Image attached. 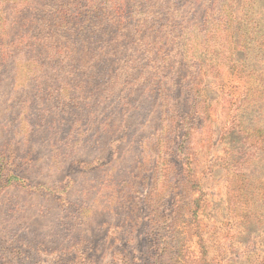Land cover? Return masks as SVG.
<instances>
[{"label": "rangeland", "instance_id": "rangeland-1", "mask_svg": "<svg viewBox=\"0 0 264 264\" xmlns=\"http://www.w3.org/2000/svg\"><path fill=\"white\" fill-rule=\"evenodd\" d=\"M121 1L114 0V4ZM51 2L0 0L10 21L9 41L17 47L0 67V264H82V253L77 252V259L72 247L75 242L78 246L97 244L88 253L91 264H110L112 260L179 264L173 256L175 249L165 245L177 241L182 242V257L188 261L264 264V200L255 191L232 203L224 167L225 148L231 145L240 152L241 171L251 175L253 182L255 177H264V152H248L245 134L236 129L230 130L215 150H209L213 134L224 127L216 122L215 103L208 110L205 133L197 138L199 146L205 145L196 156L198 177L203 178L199 188L193 191L189 186L184 191L185 185L169 187L171 172V179H177V167L187 174L182 159L175 156L170 157L175 171L168 168L167 175L156 176L159 157L155 142L164 125L171 122L162 116L161 100L153 92L157 88L153 83L159 81L156 72L161 76L153 66L162 56H168L162 70L165 74L179 67L189 70L187 58L205 50H139L143 52L140 54L124 50L126 41L114 44L113 50H99L98 34L86 31L78 39L76 49L80 50L69 53L71 64L59 69L43 56L51 51L42 40L35 47L24 48L19 43H26L24 34L19 33L22 27L31 26L33 18L43 17L36 16V10H43ZM55 2L64 4L65 0ZM184 3L188 18L192 15L202 23V0H179L177 8ZM222 4L234 11L236 28H240L239 41L243 44L236 59L263 67L264 60L259 49L253 47V39L264 33V0H222ZM244 28L254 33L246 36ZM73 31L65 35L69 41ZM32 32L35 35L38 30ZM40 36L43 38L44 32ZM59 38L64 42V33ZM144 40L150 48L158 49L162 44ZM211 42L209 56L219 57L222 41L214 37ZM203 77L209 99L220 97L217 84L211 85V76ZM249 79L228 68L223 80L240 92ZM177 89L169 95H177ZM172 103L176 110L171 113L174 128L184 120L187 123L188 118L189 124H197L196 116L188 113L189 95L181 92ZM247 118L264 127V107L251 110ZM211 122L212 132L208 127ZM200 191L204 192L202 197ZM173 197L176 207L196 210L195 217L184 211L186 219L195 218V224L183 232L179 217L174 218L180 233L172 236L161 229L159 247L163 245L156 253L155 240L146 226L147 214H153L156 207L161 220L170 212ZM244 214L252 217L245 221ZM160 222L161 227L166 223ZM108 224L113 227L111 232Z\"/></svg>", "mask_w": 264, "mask_h": 264}, {"label": "trees", "instance_id": "trees-1", "mask_svg": "<svg viewBox=\"0 0 264 264\" xmlns=\"http://www.w3.org/2000/svg\"><path fill=\"white\" fill-rule=\"evenodd\" d=\"M52 1L50 4L45 5L43 10H36L35 15L42 14L43 17L33 18L34 22H32L31 26L22 27L19 33L24 34L22 38L26 40V43H19L21 46H25L24 48H27L35 47L38 45V41L41 43L43 41V44H45L43 46L51 51V54L45 52L43 56H46L48 61L58 66L59 69H64V66L71 64V60L68 58L69 53L71 50H80V48L76 49L79 44L78 39L81 36V32L86 31L87 33L98 34L97 49L99 50H113L114 44L122 43V41L127 42L124 50H132L134 51L133 53L140 54H143V52L139 50H199L198 48L205 50L201 54H192L187 58L191 66L189 70H183L179 67L180 70L185 72L183 74H181L179 69L166 74L165 71H162L167 66L168 61L166 58L168 56H162L161 61L159 60L153 66L154 68L157 67V70L161 72V76L158 75V71L156 72L157 81H159L153 83L157 87L154 88L153 92L161 100L162 116H166L168 122H171L170 125H168L169 123L165 124L166 126L164 125L155 142L159 157L155 165V170H158L156 176L161 178V176L167 175L168 168L175 171L176 166L172 160L174 156L182 159L181 165L186 167L184 171L187 172L186 174L182 172L181 168L177 167L174 174L177 179L174 180L171 179V172L168 178L169 187L172 185L170 188L178 189L181 185H185L184 191H187L189 186L193 191L199 188L203 178L198 177L196 167L198 159H196V156H200L205 145L199 146L200 141L197 138L205 133L207 120L210 118V111L208 110L213 103L217 105V109L214 112L216 122L223 123L224 127L215 136L213 134L209 150L210 148L215 150L221 140L227 139L229 131L236 129L239 133L245 134V138L249 143L247 145V148H249L248 152L251 149H253V152H264V127L251 123L247 118L251 110L264 107V66H252L236 59L237 50L241 47V43L243 44V42L239 41L238 33L240 28H236L234 11L224 8L222 0H202V12L200 13L202 23L200 24L193 19L192 15L188 18L186 11L183 9L186 7L185 3L182 8H177L176 3L179 0H122L116 4H114V0H65L64 4L63 2L56 3L55 0ZM124 7L127 10H124ZM190 8L193 7L190 6ZM246 15L249 17V12ZM79 18L80 20H78ZM9 22L5 10L0 6V47L4 49L0 50V67L3 66V60H6L11 55L10 51L12 52L13 49L17 48L15 46L16 43H10L9 41L11 37L8 34ZM70 28L74 30L71 41L65 38L66 33L71 31ZM37 30V34L32 35V31ZM41 32H44L45 36L43 38L40 36ZM63 33L64 42L59 38V35ZM117 33L120 34V38L116 37ZM242 33L247 36L252 35L254 32L250 28H244ZM214 37L224 44L222 42L219 43L220 56L211 58L209 56V47ZM148 38L162 44H160L158 49L155 47L150 48L149 44L144 40ZM198 39L201 41L196 42ZM253 41V47L259 49L258 51L264 60V33L258 34ZM184 55L186 57L187 52L184 51ZM31 59L30 61H32ZM131 60L134 61V58L132 57ZM221 62L224 64L220 65ZM161 64L162 66H160ZM127 68H130V66H127ZM228 68L236 70L241 77L250 78L242 91L236 92L237 86L234 87L223 80L224 73ZM204 74L211 76V85L217 84L220 97L210 98L215 100V102L211 101L206 94L207 88L204 85V81H202ZM124 76L127 77V74H124ZM253 77L255 78L252 80ZM177 87V95H169ZM181 92L189 95V103H191L189 109L191 110L188 113L192 117L196 116L195 119H198V121L197 124L191 125L189 124L190 118H188L186 120L187 123L184 120V122L174 128L173 119L175 117L171 113L176 110L173 109L175 106L172 101L174 99L176 101ZM218 107L221 108L218 109ZM203 108L204 111L201 112ZM205 113L206 118L203 117ZM208 127L210 128L209 131L212 132L214 130L212 122ZM230 146L225 148L224 167L227 178L226 184L233 196L232 203L240 199V196H247L249 193H257V196L264 200V177H255L256 179L252 182V176H248L247 173L240 169L241 164H243L242 160L239 159L241 158L239 157L240 152L238 153L237 148H231L232 146ZM254 182L259 184L254 186L252 184ZM236 184H239V186H235ZM156 185L159 186V181H156ZM203 195L204 192L200 191V197ZM262 202L264 203V201ZM69 203L71 202L69 201ZM176 204L175 197H173L170 212L165 213L161 217V220L166 222L162 227L159 225L161 224V215L155 210L156 207L152 211L153 214H147L146 226L148 233L155 240L156 253L160 252L163 245V243H160L159 247L158 236L161 229L172 236H174L175 232L180 233V228H177V222L173 221L174 218L179 217L178 221L183 224V232H186L185 230H189L195 224L193 222L195 218L186 219V212L184 211L185 209L189 210L187 212L188 215L195 217L196 210L193 211L184 206L181 208L179 206L176 207ZM184 205H187V203ZM244 217V220L247 221L252 215L244 214ZM111 228L113 227L108 224L109 232H111ZM109 232H106L108 236ZM85 243L86 240H84ZM72 245L76 258L78 259L77 252H81L83 257L82 264H91L90 260L92 259L88 258V253L92 252L94 247H98L97 244L91 243V245L78 246V242H75ZM165 245H170L171 249H175L173 256L179 264H200L199 261H188L182 257L184 248L181 247V241L173 244L166 243ZM86 246H89L88 250H85ZM73 263L78 264L76 262ZM110 264H126V262L118 263L112 260ZM150 264H157V260Z\"/></svg>", "mask_w": 264, "mask_h": 264}]
</instances>
